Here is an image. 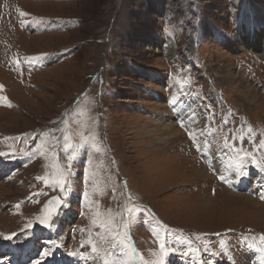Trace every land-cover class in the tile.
Returning <instances> with one entry per match:
<instances>
[{
  "label": "rangeland",
  "instance_id": "obj_1",
  "mask_svg": "<svg viewBox=\"0 0 264 264\" xmlns=\"http://www.w3.org/2000/svg\"><path fill=\"white\" fill-rule=\"evenodd\" d=\"M262 142L264 0H0V263L264 264Z\"/></svg>",
  "mask_w": 264,
  "mask_h": 264
},
{
  "label": "bare ground",
  "instance_id": "obj_2",
  "mask_svg": "<svg viewBox=\"0 0 264 264\" xmlns=\"http://www.w3.org/2000/svg\"><path fill=\"white\" fill-rule=\"evenodd\" d=\"M169 102H170V104H171V106L173 107V110H174V108H177V104L176 103H174L173 101H171V100H169ZM186 107V106H185ZM185 107H183V108H177V110H179V111H184V109H185ZM192 110V109H191ZM175 114H177V113H175ZM181 114V113H180ZM167 117V116H166ZM191 117V116H190ZM166 119V118H165ZM180 119H182V118H179L178 120H180ZM189 119V118H188ZM186 120V119H185ZM191 120V119H190ZM162 121V120H161ZM164 121V120H163ZM188 122V121H187ZM154 125H156V129H155V132H157V130H159V131H161V130H163V133H166V132H168V130H166V128L165 127H168L169 129H170V134H172V136L174 137V130L173 129H175L174 127L173 128H171L172 127V125H168L166 122H163V123H160L159 124V126L157 125V124H155V123H153ZM186 125L185 124H183V127H185ZM161 127V128H160ZM187 127V126H186ZM165 128V129H164ZM188 129L189 128H193V127H187ZM155 132H153V131H150V134L152 135V136H156V134L157 133H155ZM177 132H178V130H177ZM168 133V134H169ZM169 134V135H170ZM184 134V132L182 133V135ZM186 135V134H185ZM171 136V137H172ZM169 137V136H168ZM220 158V157H219ZM3 163H7V162H3ZM221 167H222V169L224 170V171H222L223 173H227L226 174V179L225 180H228V181H230V178L233 176L232 174L235 172V169H234V167H233V165H232V163L229 161V160H226V161H224L222 164H221ZM224 180V181H225ZM243 179L242 178H240L239 180H237V182H233V184H232V188L233 189H235V184L236 183H239L240 181H242ZM226 184V183H225ZM229 185V184H228ZM242 188V187H241ZM236 190V189H235ZM237 191V190H236ZM233 192V191H232ZM232 192H230L231 194H232ZM264 187L262 186V188H261V193H260V195H259V200L260 199H263V197H264ZM216 193H218V191H216ZM215 193V194H216ZM237 194V195H239L240 193L239 192H234V194ZM241 195L243 196V195H245L244 193H241ZM249 198H251V197H249ZM251 201L253 202V203H255V201H254V199L253 198H251ZM261 205V204H260ZM261 234H264V232H260ZM158 249V248H157ZM2 250H4V247H3V249L2 248H0V251H2ZM25 250L24 249H21V248H19L18 250H17V256H15V250H14V252H13V258H12V262H13V264L15 263V262H17L18 260H20L22 257H23V254H22V252H24ZM249 253L250 254H252L253 255V260H254V262L252 263V264H260V254H259V252L258 251H256V250H254V249H249ZM5 255V254H4ZM12 255H10V256H12ZM7 256V255H6ZM168 257V256H167ZM169 258V260H168V262H165L164 264H182L181 263V261H183V260H180V259H177V258H175V257H168ZM60 262V261H59ZM71 262V261H70ZM150 262L152 263V264H156V261L154 260V259H152V260H150ZM4 263V262H3ZM2 262L0 263V264H3ZM71 264V263H70ZM243 264H248V263H243Z\"/></svg>",
  "mask_w": 264,
  "mask_h": 264
},
{
  "label": "snow or ice",
  "instance_id": "obj_3",
  "mask_svg": "<svg viewBox=\"0 0 264 264\" xmlns=\"http://www.w3.org/2000/svg\"><path fill=\"white\" fill-rule=\"evenodd\" d=\"M20 15L24 16V15H27V14L21 12ZM262 143H264V142H262ZM0 155H7V153H0ZM54 201H55L56 203H59L58 198H54ZM50 203H51V202H50ZM46 211H48L47 207H46ZM50 214H51V213H49V215H50ZM39 222H40V223H46V222H47V217L42 218ZM27 227H31V225H28ZM13 235H15V234H13ZM6 238H7V239H11V236H8V237H6ZM261 239L264 240V236H262ZM89 243L91 244L92 242L89 241ZM161 248L163 249V245H161ZM92 251H93V252H96V251H97V248H96V245H95V244H92ZM73 254H75V253H73ZM40 255H41V258L43 259L44 257H48L49 255H51V252H50V250L45 249L44 252H43L42 254H40ZM34 264H40V260L35 261ZM104 264H109V261H108V260H105V261H104Z\"/></svg>",
  "mask_w": 264,
  "mask_h": 264
},
{
  "label": "water",
  "instance_id": "obj_4",
  "mask_svg": "<svg viewBox=\"0 0 264 264\" xmlns=\"http://www.w3.org/2000/svg\"><path fill=\"white\" fill-rule=\"evenodd\" d=\"M54 198H58L59 203H56V202L54 201ZM50 202H51V203H50ZM60 204H61V199L59 198V196L55 195V196H53L52 198H50V199L48 200L46 207H47L48 210H50L51 212L54 213V212L57 211V209H58V207L60 206Z\"/></svg>",
  "mask_w": 264,
  "mask_h": 264
}]
</instances>
